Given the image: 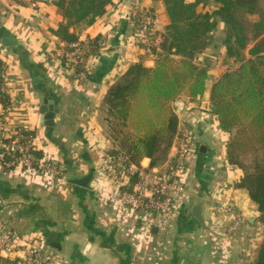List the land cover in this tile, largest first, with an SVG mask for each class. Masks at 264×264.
I'll list each match as a JSON object with an SVG mask.
<instances>
[{"label": "crops", "instance_id": "obj_1", "mask_svg": "<svg viewBox=\"0 0 264 264\" xmlns=\"http://www.w3.org/2000/svg\"><path fill=\"white\" fill-rule=\"evenodd\" d=\"M201 7L211 12L216 5L210 1ZM141 8L153 13L155 30L164 32L168 18L160 0H117L81 30L80 40L98 37L102 47L87 59V74L75 75L74 69L63 67L62 40L49 31L62 21L55 1L0 0V58L10 98L5 107L0 104L3 132L9 135L19 126L30 129L36 149L62 169V177H57L0 165V226L15 235L17 251L23 244L45 248L65 264H234L246 249L256 254L264 234L259 212L247 190L236 185L243 173L227 161L231 133L220 129L210 110L212 84L238 66L225 56V25L220 20L209 47L195 55L197 63L209 67L205 94L197 101L182 95L172 102L178 128H191L197 147L174 213L165 224L145 228L113 202L115 189L99 168L100 153L110 145L100 118L102 101L131 64H155V56L143 52L146 34L135 25ZM4 38L16 41L4 45ZM33 74L40 81L33 82ZM49 96L54 126L44 125L39 112ZM201 137L213 148L201 152ZM173 153L170 148L167 162ZM149 161L141 163L147 166ZM91 170L87 185L75 181ZM195 205L201 207L204 225L192 214ZM227 206L245 217L230 239L227 226L233 215Z\"/></svg>", "mask_w": 264, "mask_h": 264}, {"label": "trees", "instance_id": "obj_2", "mask_svg": "<svg viewBox=\"0 0 264 264\" xmlns=\"http://www.w3.org/2000/svg\"><path fill=\"white\" fill-rule=\"evenodd\" d=\"M62 18L50 33L61 39L64 66L75 75L87 74L89 56L102 45L99 38L88 39L90 50L72 63L67 53L83 28L93 25L117 0H54ZM159 1V0H156ZM168 24L155 64L140 60L131 64L109 87L102 101L108 122L107 135L131 163L162 166L178 134V118L172 104L178 96L200 100L206 91L209 67L195 61V55L209 47L217 21L224 23L223 45L227 59L238 64L223 72L210 88V105L219 127L231 136L226 144L227 161L242 171L237 182L256 204L264 229V161L256 153L264 149V0H160ZM211 12L201 7L207 2ZM4 62L0 58V104L10 98L4 89ZM34 136L32 131L18 130ZM40 156V152H36ZM254 153L251 164L244 159ZM254 264H264V234L254 256ZM0 264H22L0 255Z\"/></svg>", "mask_w": 264, "mask_h": 264}, {"label": "built area", "instance_id": "obj_3", "mask_svg": "<svg viewBox=\"0 0 264 264\" xmlns=\"http://www.w3.org/2000/svg\"><path fill=\"white\" fill-rule=\"evenodd\" d=\"M155 22L156 18L148 8H141L136 12V29L146 34L143 36L145 55H153L162 41L161 33L155 30ZM90 47L87 41L78 38L70 44L67 56L75 63L81 55L90 50ZM3 78L5 85V70ZM19 129L30 131L25 126H19L13 133L5 134L0 116V165L5 168L22 169L28 173L47 172L62 177V169L56 165L52 157L43 153L39 156L36 153L38 150L34 145L33 136L17 134ZM107 138L109 139L108 135ZM109 141L110 145L100 153L99 168L115 189L113 197L115 206L123 214L139 220L145 228L158 222L162 224L168 222L174 213L176 202L184 193L189 165L197 151L192 129L188 126L178 128V134L171 146L174 153L168 162L160 167L131 163L128 156L113 145L110 139ZM226 212L233 215L231 223L227 226V236L230 239L236 236L245 222V217L233 206H227ZM16 240L15 235L1 225L0 255L18 259L22 264H65L61 258L48 255L45 248H32L23 244L17 251ZM254 256L250 249H246L234 264H254Z\"/></svg>", "mask_w": 264, "mask_h": 264}, {"label": "water", "instance_id": "obj_4", "mask_svg": "<svg viewBox=\"0 0 264 264\" xmlns=\"http://www.w3.org/2000/svg\"><path fill=\"white\" fill-rule=\"evenodd\" d=\"M15 41H16L15 39H9V38H4L2 40L4 45L13 44ZM32 80L33 82H37L40 81V78L37 77L35 74H33ZM210 110L212 111L211 107ZM39 112L42 115V122L44 125L54 126V101L50 96L47 98V103H44L40 106ZM197 141L201 143V146L199 148L201 152H204L207 147L213 148V145L207 138L204 137L197 138ZM92 175H93V170H91L86 176L77 179L75 181H77L80 185H87L90 179L92 178ZM192 214L201 224L204 225V220L201 214V207L199 205L193 206Z\"/></svg>", "mask_w": 264, "mask_h": 264}, {"label": "rangeland", "instance_id": "obj_5", "mask_svg": "<svg viewBox=\"0 0 264 264\" xmlns=\"http://www.w3.org/2000/svg\"><path fill=\"white\" fill-rule=\"evenodd\" d=\"M100 118L102 120V123H103V127L105 128V130L107 131L108 130V122L106 120V115H105V110L104 108L102 109V113L100 115ZM105 131V132H106ZM107 133V132H106ZM256 156L258 159H260V161H264V149H261L259 150V152L256 153ZM255 158V154L252 153L250 155H248L245 159H244V162H246L247 164H251L252 161L254 160Z\"/></svg>", "mask_w": 264, "mask_h": 264}]
</instances>
